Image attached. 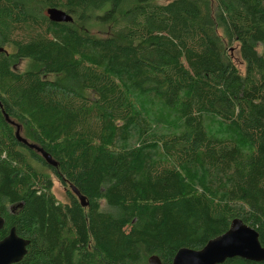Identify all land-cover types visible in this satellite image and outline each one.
Segmentation results:
<instances>
[{"label":"trees","instance_id":"1","mask_svg":"<svg viewBox=\"0 0 264 264\" xmlns=\"http://www.w3.org/2000/svg\"><path fill=\"white\" fill-rule=\"evenodd\" d=\"M0 41V241H30L18 264H173L234 220L264 247V0H0ZM47 173L88 205L59 203Z\"/></svg>","mask_w":264,"mask_h":264},{"label":"water","instance_id":"2","mask_svg":"<svg viewBox=\"0 0 264 264\" xmlns=\"http://www.w3.org/2000/svg\"><path fill=\"white\" fill-rule=\"evenodd\" d=\"M46 14L55 23L73 22V17L70 14L56 8L48 9ZM18 128L19 141L41 153L46 162L56 168L58 164L52 156L37 145H32L23 139L20 136V127ZM69 187L78 197L82 206L86 207L88 205L86 197L73 185ZM3 226L4 220L0 217V230ZM29 245L30 241L20 237L16 229L13 228L10 234L0 241V264L20 263L27 255ZM233 258H241L256 263L264 262V247L260 242L259 233L242 220H234L225 234L209 241L201 250L189 248L179 250L173 264H224ZM148 264H162V261L158 256H152Z\"/></svg>","mask_w":264,"mask_h":264},{"label":"rangeland","instance_id":"3","mask_svg":"<svg viewBox=\"0 0 264 264\" xmlns=\"http://www.w3.org/2000/svg\"><path fill=\"white\" fill-rule=\"evenodd\" d=\"M161 3H165L169 0H159ZM47 15V14H46ZM97 32V31H95ZM0 50H3L10 54L12 52V48L10 46H4L0 41ZM231 55L234 57L236 64L240 68L241 72L245 71V65L242 62L240 56H239V45L236 44L234 48L230 50ZM29 66L28 61H22L18 66H16L15 71L16 72H24L27 70ZM146 113L151 112L150 109L145 110ZM161 113L160 109H157V113ZM44 116H47L46 114H39V118L42 120ZM47 175L51 178L53 182V190L52 193L54 194L56 200L61 203L65 204L69 202V190H66V187L62 185V183L57 179V177L53 173H47ZM150 259V258H149ZM149 259L147 260L149 262Z\"/></svg>","mask_w":264,"mask_h":264},{"label":"flooded vegetation","instance_id":"4","mask_svg":"<svg viewBox=\"0 0 264 264\" xmlns=\"http://www.w3.org/2000/svg\"><path fill=\"white\" fill-rule=\"evenodd\" d=\"M1 51H3V50H0V52ZM4 52V51H3ZM70 189V187H69V185H67V187H66V190H69ZM70 191H71V189H70ZM72 192V191H71ZM73 193V192H72ZM74 194V193H73ZM2 218V217H1ZM3 220H4V226H3V228L1 229V230H3V229H5L6 228V226L8 225L7 224V221H6V219L5 218H3ZM10 229H12V227H10ZM0 230V231H1ZM18 234V233H17Z\"/></svg>","mask_w":264,"mask_h":264}]
</instances>
